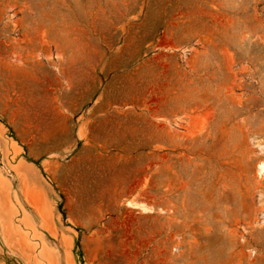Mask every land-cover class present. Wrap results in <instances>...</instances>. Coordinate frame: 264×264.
<instances>
[{"label": "rangeland", "instance_id": "rangeland-1", "mask_svg": "<svg viewBox=\"0 0 264 264\" xmlns=\"http://www.w3.org/2000/svg\"><path fill=\"white\" fill-rule=\"evenodd\" d=\"M260 161L264 0H0V264H264Z\"/></svg>", "mask_w": 264, "mask_h": 264}, {"label": "bare ground", "instance_id": "bare-ground-1", "mask_svg": "<svg viewBox=\"0 0 264 264\" xmlns=\"http://www.w3.org/2000/svg\"><path fill=\"white\" fill-rule=\"evenodd\" d=\"M259 170L261 171V172H264V161H260V166H259ZM128 204H133L134 206H137L138 204H136V203H132V202H129ZM140 206L142 207V210L143 211H148V209L149 208H147L143 203L142 204H140ZM26 243V242H25Z\"/></svg>", "mask_w": 264, "mask_h": 264}]
</instances>
